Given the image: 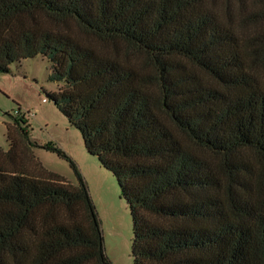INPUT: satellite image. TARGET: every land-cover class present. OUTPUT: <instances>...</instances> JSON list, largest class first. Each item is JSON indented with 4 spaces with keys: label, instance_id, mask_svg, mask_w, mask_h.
<instances>
[{
    "label": "trees",
    "instance_id": "trees-1",
    "mask_svg": "<svg viewBox=\"0 0 264 264\" xmlns=\"http://www.w3.org/2000/svg\"><path fill=\"white\" fill-rule=\"evenodd\" d=\"M248 2L0 0V72L51 62L48 97L129 205L134 264H264V0ZM27 127L0 148V264H113L75 162L45 146L78 185L32 170Z\"/></svg>",
    "mask_w": 264,
    "mask_h": 264
},
{
    "label": "rangeland",
    "instance_id": "rangeland-1",
    "mask_svg": "<svg viewBox=\"0 0 264 264\" xmlns=\"http://www.w3.org/2000/svg\"><path fill=\"white\" fill-rule=\"evenodd\" d=\"M249 1L251 5L252 0ZM51 73V62L42 55L16 61L10 65V71L0 72V148L5 151L10 148L8 126L15 117H23L35 156V160L24 157L25 164L39 172V161L47 171L78 185L79 177L70 160L45 146L54 143L66 152L88 186L100 219L107 256L113 264H134L129 205L113 172L87 151L81 132L48 97L49 92L58 89L50 79Z\"/></svg>",
    "mask_w": 264,
    "mask_h": 264
}]
</instances>
